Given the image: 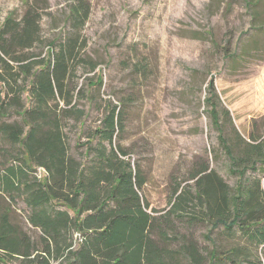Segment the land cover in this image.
<instances>
[{"label":"trees","instance_id":"16d2710c","mask_svg":"<svg viewBox=\"0 0 264 264\" xmlns=\"http://www.w3.org/2000/svg\"><path fill=\"white\" fill-rule=\"evenodd\" d=\"M91 0H72L61 39L46 44L42 15L33 6L0 25V264H241L249 246H264V176L247 177L264 167V138L225 135L213 79L205 99L219 143L238 176L235 189L209 165L191 176L194 185L176 191L167 210L143 196L147 179L115 141L123 112L111 100L93 98L103 78L77 72L98 66L84 57L83 29ZM47 49V50H46ZM45 52V54H44ZM86 100L101 117L84 129ZM86 140L85 152L72 154L70 123ZM96 142V144H95ZM22 206L23 209L20 208ZM19 214L17 215V213ZM204 222L211 231L239 232L248 247L215 249L205 256L187 227ZM34 233V236L31 233Z\"/></svg>","mask_w":264,"mask_h":264},{"label":"rangeland","instance_id":"374dc122","mask_svg":"<svg viewBox=\"0 0 264 264\" xmlns=\"http://www.w3.org/2000/svg\"><path fill=\"white\" fill-rule=\"evenodd\" d=\"M71 3L0 0V25L33 6L42 15L48 44L69 30ZM83 35L84 57L98 68L87 74L80 67L79 87H86L88 76L103 78L102 86L91 89L93 98L97 104L111 100L123 112L115 144L140 165L147 179L143 196L151 207L167 210L176 191L193 186L191 176L204 165L235 189L239 178L231 172L205 99L213 79L219 111L229 113L222 125L234 149L237 135L264 138V0H91ZM77 104L89 112L84 129L95 128L101 117L97 106L90 108L86 100ZM68 133L72 154L79 158L85 152L76 149L86 144L83 133L73 121ZM262 176L261 165L247 174ZM178 225L194 236L205 256L212 249L248 247L239 232H210L204 222ZM249 255L241 264H264V246H249Z\"/></svg>","mask_w":264,"mask_h":264}]
</instances>
